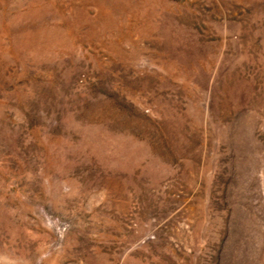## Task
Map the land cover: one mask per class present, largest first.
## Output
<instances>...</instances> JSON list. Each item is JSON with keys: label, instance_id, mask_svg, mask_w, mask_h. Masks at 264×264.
<instances>
[{"label": "rangeland", "instance_id": "rangeland-1", "mask_svg": "<svg viewBox=\"0 0 264 264\" xmlns=\"http://www.w3.org/2000/svg\"><path fill=\"white\" fill-rule=\"evenodd\" d=\"M0 264H264V0H0Z\"/></svg>", "mask_w": 264, "mask_h": 264}]
</instances>
